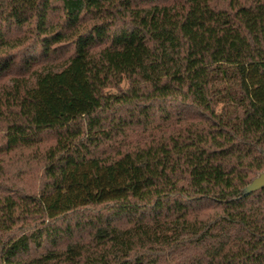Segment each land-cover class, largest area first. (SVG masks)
Instances as JSON below:
<instances>
[{
  "label": "trees",
  "instance_id": "obj_1",
  "mask_svg": "<svg viewBox=\"0 0 264 264\" xmlns=\"http://www.w3.org/2000/svg\"><path fill=\"white\" fill-rule=\"evenodd\" d=\"M262 173L264 0H0V264H264Z\"/></svg>",
  "mask_w": 264,
  "mask_h": 264
},
{
  "label": "rangeland",
  "instance_id": "obj_2",
  "mask_svg": "<svg viewBox=\"0 0 264 264\" xmlns=\"http://www.w3.org/2000/svg\"><path fill=\"white\" fill-rule=\"evenodd\" d=\"M42 164V158H35L28 151L22 159H15L13 162L8 163L7 169L12 172L15 170L19 171L25 179L26 185L29 188H33L41 179Z\"/></svg>",
  "mask_w": 264,
  "mask_h": 264
},
{
  "label": "water",
  "instance_id": "obj_3",
  "mask_svg": "<svg viewBox=\"0 0 264 264\" xmlns=\"http://www.w3.org/2000/svg\"><path fill=\"white\" fill-rule=\"evenodd\" d=\"M252 190L264 188V173H262L255 181L251 184Z\"/></svg>",
  "mask_w": 264,
  "mask_h": 264
}]
</instances>
